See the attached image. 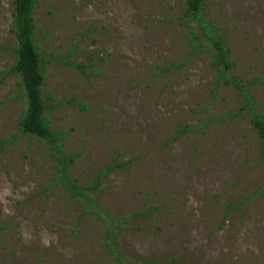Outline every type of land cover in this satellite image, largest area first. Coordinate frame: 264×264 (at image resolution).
I'll return each mask as SVG.
<instances>
[{"label": "rangeland", "instance_id": "obj_1", "mask_svg": "<svg viewBox=\"0 0 264 264\" xmlns=\"http://www.w3.org/2000/svg\"><path fill=\"white\" fill-rule=\"evenodd\" d=\"M12 1L0 0V264H115L101 222L52 184L51 145L19 133L20 80L4 74ZM33 14L44 117L76 155L72 177L120 166L94 194L127 225L118 248L158 264H264V148L249 121V107L264 115V0H202L196 16L186 0H36Z\"/></svg>", "mask_w": 264, "mask_h": 264}, {"label": "trees", "instance_id": "obj_2", "mask_svg": "<svg viewBox=\"0 0 264 264\" xmlns=\"http://www.w3.org/2000/svg\"><path fill=\"white\" fill-rule=\"evenodd\" d=\"M36 0H13V21L12 29L15 34L17 45L15 48L16 57L13 64L5 71V75H16L20 80L22 95L25 100V109L20 119L18 130L21 135L32 136L46 141L54 150V165L52 173V184H59L67 194L75 201L81 204V215H91L101 222L102 241L101 245L104 251L111 257L115 264H158L143 260H134L126 256L117 245L115 230L117 227H126L122 219L116 218L114 222L108 213L96 204L94 194L101 190L100 186L103 180L116 168L120 167L116 162L105 164L86 184H79L71 175V166L74 163L76 155L66 152L63 148V138L65 133L52 130L44 114L46 105L42 97L41 87L44 84L45 75L43 61L35 43V23L34 7ZM202 0H186V11L193 16L200 13ZM214 63L224 64L225 71L228 62L224 60V49L217 41L213 42ZM54 59V58H51ZM234 113H225L215 117L220 122L234 117ZM249 121L259 137L264 148V115L254 108L249 107ZM209 119L195 126L183 125L177 136L184 132L195 131L207 125ZM263 193L262 190H255L250 196ZM152 211L141 212L138 216L149 214ZM104 213L106 217L102 215Z\"/></svg>", "mask_w": 264, "mask_h": 264}]
</instances>
